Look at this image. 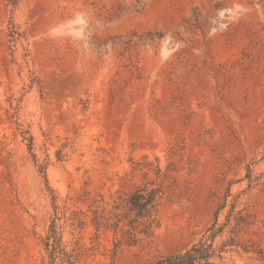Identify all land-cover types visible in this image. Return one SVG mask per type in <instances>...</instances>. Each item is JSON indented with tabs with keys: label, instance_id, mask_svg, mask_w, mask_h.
<instances>
[{
	"label": "rangeland",
	"instance_id": "obj_1",
	"mask_svg": "<svg viewBox=\"0 0 264 264\" xmlns=\"http://www.w3.org/2000/svg\"><path fill=\"white\" fill-rule=\"evenodd\" d=\"M182 141L152 238L117 247L104 230L94 246L72 226ZM225 203L220 223L231 206L250 223L225 262L264 264L244 251L264 249V0H0V264H44L54 221L78 264H153Z\"/></svg>",
	"mask_w": 264,
	"mask_h": 264
},
{
	"label": "trees",
	"instance_id": "obj_2",
	"mask_svg": "<svg viewBox=\"0 0 264 264\" xmlns=\"http://www.w3.org/2000/svg\"><path fill=\"white\" fill-rule=\"evenodd\" d=\"M17 1L10 0V3L15 5ZM10 34L13 37L20 35L15 29H12ZM24 139L28 141V148L32 153V137L28 135ZM185 147L186 143L182 141L176 148L169 149L168 164L165 168L161 166V159L157 156L152 159L149 155H144L141 159L133 161V174L141 173L142 183L126 196L115 192L106 198L96 193L91 198L87 211L74 212L71 218L72 226L75 229L83 228L86 224L92 226L94 246L100 243L104 230L113 232L117 247L124 244L135 246L152 238L160 226V207L165 200H171L172 190L177 185L175 173L179 172V168L175 157ZM33 157L36 160L34 154ZM63 157V149L58 150L57 161L62 162ZM189 166V171H192V162ZM39 172L45 180L48 191L53 193L48 182L46 167L39 166ZM226 204L219 207L214 223L198 241L160 257L153 264H227L224 256L227 249L242 244L237 238L243 227L250 223L248 216L240 212L235 213L234 206H231L225 221L220 223L219 214L226 208ZM54 206L57 209V206ZM228 233L230 236H227ZM42 242L46 252L44 264H78L79 255L76 249L70 248L64 242L63 232L55 221ZM244 251L256 254L264 262V249L244 245Z\"/></svg>",
	"mask_w": 264,
	"mask_h": 264
}]
</instances>
